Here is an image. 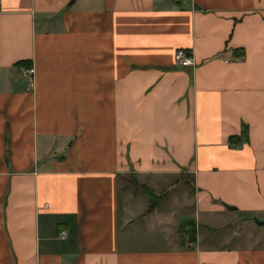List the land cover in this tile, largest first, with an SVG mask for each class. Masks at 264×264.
Segmentation results:
<instances>
[{
  "label": "crops",
  "instance_id": "0c3cea01",
  "mask_svg": "<svg viewBox=\"0 0 264 264\" xmlns=\"http://www.w3.org/2000/svg\"><path fill=\"white\" fill-rule=\"evenodd\" d=\"M0 264H264V0H0Z\"/></svg>",
  "mask_w": 264,
  "mask_h": 264
},
{
  "label": "built area",
  "instance_id": "2783aa9c",
  "mask_svg": "<svg viewBox=\"0 0 264 264\" xmlns=\"http://www.w3.org/2000/svg\"><path fill=\"white\" fill-rule=\"evenodd\" d=\"M175 62L178 66L184 67V68H191L194 66V60L193 57L186 52L185 50H178L175 56ZM27 74L30 76H33L35 74V69H27ZM65 233H61V237L64 238Z\"/></svg>",
  "mask_w": 264,
  "mask_h": 264
},
{
  "label": "rangeland",
  "instance_id": "374dc122",
  "mask_svg": "<svg viewBox=\"0 0 264 264\" xmlns=\"http://www.w3.org/2000/svg\"><path fill=\"white\" fill-rule=\"evenodd\" d=\"M179 67H181V66H179ZM184 68V67H183ZM155 198V200H156V204L158 205V202H159V204H162V206H165V205H168V204H171L170 202H168L169 200H167V201H157L158 200V196L156 195V197H154ZM163 209H165V208H163ZM190 231V230H189Z\"/></svg>",
  "mask_w": 264,
  "mask_h": 264
},
{
  "label": "trees",
  "instance_id": "16d2710c",
  "mask_svg": "<svg viewBox=\"0 0 264 264\" xmlns=\"http://www.w3.org/2000/svg\"><path fill=\"white\" fill-rule=\"evenodd\" d=\"M22 64L27 66L28 63L25 62V63H22ZM234 141H237V140H236L235 137H232V138L230 139V142L234 143ZM152 198H153V197H152ZM152 202H154V201H152ZM191 231H192V230H191ZM192 232L195 233L194 231H192ZM193 237H194V236H193Z\"/></svg>",
  "mask_w": 264,
  "mask_h": 264
}]
</instances>
